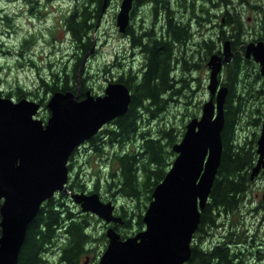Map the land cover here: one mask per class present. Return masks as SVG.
<instances>
[{
    "label": "trees",
    "instance_id": "obj_1",
    "mask_svg": "<svg viewBox=\"0 0 264 264\" xmlns=\"http://www.w3.org/2000/svg\"><path fill=\"white\" fill-rule=\"evenodd\" d=\"M246 2L249 3L250 0ZM103 4L104 0H93L92 3L86 0L82 5L76 3L63 14L62 23L82 52L74 63L64 65L60 71L52 72L50 80L41 79L45 87L44 92L52 94L56 90L77 91L78 69L80 68L82 77L83 56L91 48V32L96 26ZM252 6L254 7L253 4ZM259 9L263 11L264 5L260 4ZM227 13L224 23L227 29L222 30V35L229 31L228 37L239 40L245 33L243 29L246 30L245 21L243 22L237 14ZM171 17L166 21L167 31L163 38L143 43L147 59L139 71V79L130 81L128 77H122L131 88L128 109L110 120L87 140L90 148L96 152L98 158L106 160L109 168L107 172L98 173L93 184L94 190L98 191L100 181L103 180L107 182L109 189H113L115 201L118 197L126 200L116 208V212L124 218V222L116 227L122 237L145 226L143 214L153 197L155 186L164 178L172 164L176 155L173 145L181 139L186 126L184 124L182 128H178L173 123L166 122L158 125L156 131H152L150 127L145 128L142 120L146 117L159 118L168 109L170 102L178 101L185 90L191 89L190 78L185 76V73H191L200 67V61L189 63L174 59V42L186 38L187 34L183 26V33H177L176 22ZM257 37L264 40L263 19ZM233 43L236 45L235 41ZM236 47L238 48L237 45ZM178 62L180 63L177 64ZM223 72V80L229 90L224 104L221 161L209 199L201 209V219L194 233L191 256L184 264H242L240 252L232 243L237 242L239 245L242 239L244 240L241 235L243 231L231 229L227 230L222 240L211 242L208 239L213 235L211 228L224 223L223 214L235 215L239 212L254 179L251 178V170L258 158L257 143L264 116V84H259L262 75L257 63L239 51L230 63H225ZM2 92L0 90V93ZM32 93L22 86H17L14 95L11 92L4 95L21 98ZM84 95L85 87H81L80 96ZM185 95L188 96L187 93ZM254 98L257 101L253 103L251 99ZM39 101L45 105L47 103L44 97ZM48 115L49 113L45 114L44 119ZM192 115L196 116L197 113L193 111ZM247 125L249 127L246 128ZM250 126L254 128L250 129ZM240 129L244 130V135L240 136ZM110 145L119 148L109 153L105 148ZM75 153L76 150L69 158L71 173L68 187L86 191L89 187L86 179L81 180L78 172L73 176L71 170ZM1 203L2 198L0 205ZM68 204L66 194L62 192L43 202L38 213L28 224L16 264H51L47 253L53 247L59 248V260L63 264H83L84 255H89L90 252L95 255L97 251H102L103 245L106 247V232L100 237L103 242H99L98 249L95 246L99 238L91 228L95 215L81 210L75 211ZM258 204H261V207L257 206L255 209L260 208L264 224V197ZM134 227L137 230L130 231Z\"/></svg>",
    "mask_w": 264,
    "mask_h": 264
},
{
    "label": "water",
    "instance_id": "obj_2",
    "mask_svg": "<svg viewBox=\"0 0 264 264\" xmlns=\"http://www.w3.org/2000/svg\"><path fill=\"white\" fill-rule=\"evenodd\" d=\"M130 8V0H123L117 17L121 30L128 23ZM262 18L264 21V14ZM232 56L229 40L224 43V56L212 55L211 95L203 103L201 115L190 118L181 139L174 143L177 154L153 190L143 214L145 226L125 237L116 228L124 218L115 212V202L102 199L97 191L68 187V163L76 147L128 109L129 87L124 82H110L104 94L87 90L80 98L79 68L77 91H54L47 102L50 115L46 120L37 116L38 100L0 93V264L17 263L28 224L56 192L69 194L82 211L107 222L108 242L97 264H184L191 256L201 209L221 161L229 88L219 83L223 63ZM246 56L260 63L264 82V40L248 42ZM257 152L252 179L261 169L264 173V116Z\"/></svg>",
    "mask_w": 264,
    "mask_h": 264
},
{
    "label": "rangeland",
    "instance_id": "obj_3",
    "mask_svg": "<svg viewBox=\"0 0 264 264\" xmlns=\"http://www.w3.org/2000/svg\"><path fill=\"white\" fill-rule=\"evenodd\" d=\"M38 1L41 3H36L34 0H0V90L5 94L11 92L14 95L17 86H22L25 90L33 92L26 97L38 101L44 97L47 102L52 94L44 92L45 87L41 79L48 81L51 79L52 72L60 71L64 65L69 66L74 63L77 56L76 52L79 51L69 31L62 23L63 14L76 5V0ZM253 1L250 0L249 3L246 2L243 8L241 7L245 11L244 21L247 31L248 25H251L253 21L259 22L260 27L264 14V10L260 11L259 7L252 6ZM256 1L264 5V0ZM120 2L121 0H111L109 7H107L99 21L98 27L91 32V35L96 39L97 46L96 50L91 51L90 58L82 66L81 80L83 85H87L90 90L92 87L94 92H100L107 84L106 78L111 75L110 73L120 70L121 67L127 68L131 64L137 69L142 60L133 61L131 56L122 57L123 54L128 55L130 53V48H127L129 47L128 38L121 35L116 21ZM33 6L35 7L32 12L31 8ZM229 8H232L231 5ZM40 9L43 14L39 13ZM142 13L141 11L136 14L134 20L136 25L143 21L144 16ZM145 17L148 18V21H145L146 24L150 25L151 14L147 13ZM220 19L219 16L214 21L218 23L221 21ZM215 30L219 31L220 28L214 26ZM247 31L244 38L249 41L253 38V34ZM255 36L257 35L255 34ZM115 61H121L123 66L119 63H113ZM209 75L210 68L205 61L201 62L200 67L195 71L185 73V76L190 78L189 86L191 89L185 90L178 101L170 102L168 109L159 118L148 119L145 116L146 119L142 120L145 128L150 127L152 131H156L158 125L166 122L182 128L193 117V111L197 113L196 116H200L202 105L210 96L207 86ZM224 75L223 72L222 76L224 77ZM261 83H263L262 79L259 81V84ZM186 93L188 94L187 97ZM13 98L16 99L15 96ZM251 101L254 103L257 100L254 98ZM48 113L47 103L46 105L42 103L37 116L44 119L43 116ZM253 128V126H250V129ZM239 133L240 136L244 135V130L240 129ZM118 148V146L110 145L105 150L112 153ZM90 158L91 161H89ZM71 170L73 176L78 172L81 180L86 179L85 181L89 184L86 191H93V184L98 173L100 171L107 172L109 168L106 160L98 158L96 152L90 148L89 143H82L74 155V166ZM112 190L108 188L106 181H100L98 191L102 198L113 200L118 207L122 201L126 200L118 197L115 201ZM263 193L264 175L261 174L253 179L239 212L235 215L223 214L222 220L224 223L216 228H211L213 235L208 239L211 242L222 240L227 230L238 229L240 232L243 231L241 235L244 240L242 239L239 245L237 242L232 243L240 252L242 264H264V224L262 223L260 208L255 209L257 206L261 207V204L258 203L263 198ZM66 200L70 208L75 211L81 210L80 205L74 202L69 194H66ZM106 224L107 222L97 215L92 219L91 228L99 237L95 245L97 249L99 242H103L100 237L103 232H106ZM132 230L137 229L134 227L130 229V231ZM61 241L62 238L59 239V242ZM103 247L102 251H97L95 255L92 252L89 253L88 264H94L99 260L105 249ZM47 257L50 259L51 264H63L59 260L58 247L50 248ZM83 261H86V255L83 256Z\"/></svg>",
    "mask_w": 264,
    "mask_h": 264
},
{
    "label": "flooded vegetation",
    "instance_id": "obj_4",
    "mask_svg": "<svg viewBox=\"0 0 264 264\" xmlns=\"http://www.w3.org/2000/svg\"><path fill=\"white\" fill-rule=\"evenodd\" d=\"M36 3H41L38 0H34ZM47 1V0H46ZM86 0H77L76 3L82 5ZM93 0H90L92 3ZM123 0L120 2L119 11L121 9ZM131 2V8L129 9L128 13V23L125 26L124 30L120 29V26L118 25V28L120 30V33L122 36L127 37V41L130 48V53L123 54L122 57H129L131 56L133 61H136L138 59H142L140 61V66L136 69L134 68L133 64H131L129 67H121L120 70L116 72L110 73L111 75L106 78L107 84L100 90V92H94L91 87L92 92L95 94H103L105 92L106 86L110 82H126L122 80V77L129 78L131 80H138L139 79V71L142 70L144 66V62L147 59V55L145 53V46H143V43L150 41H156L160 38H163L165 35V29L166 21L171 17L176 22V31L177 33L182 32V26L184 27L185 34H187V37L184 39H178L176 42H174V52L173 56L174 59L185 60L190 62H204L207 63V66L210 68V74H211V66L209 65V61L212 57V55L217 54L219 56H224V43L226 40H229L230 42V48L233 52V56L231 61L234 58V55L236 52L239 51V53L246 56V45L250 41H256L260 38L257 36L260 33V27L259 22L253 21L251 25H248V31L247 29L243 31L245 32L242 34V36L238 39H233L228 37V32H225L224 35H222V30L227 29L226 25L224 26V23L226 21V15L229 13H235L238 17L242 19L244 22V14L245 11L242 10L244 5H246V0H130ZM111 3V0H104L103 7L101 11L99 12L98 21L96 23V26L93 28L92 32L95 30V28L98 27L99 21L101 17H103L105 10L107 7H109V4ZM231 5L232 8H229ZM254 7H259V2L253 1ZM35 6L31 8V11L33 12ZM242 7V8H241ZM241 8V9H240ZM40 9L39 13L43 14ZM118 11V12H119ZM143 12L142 15L144 16L142 18L143 21L139 25L135 24V17L136 14L139 12ZM145 11V12H144ZM118 12L116 14V21L118 17ZM147 13H150L152 18L150 21V25H147L146 22L148 21V18L145 17ZM220 16V20L218 23L214 21L215 18H218ZM250 19V16H249ZM146 21V22H145ZM214 26H218L220 28L219 31H214ZM247 32H251L253 34V38L249 41H246L244 38V35ZM183 33V32H182ZM255 34L257 36H255ZM93 36V35H92ZM182 37V36H180ZM182 40V41H181ZM236 42V45H234L233 42ZM96 39L93 36L92 39V45L89 50L84 54L83 61L88 60L91 55L92 50H96ZM214 48V50H213ZM76 55L78 56L79 53L82 52L81 48H77ZM237 49V50H236ZM76 56V57H77ZM118 58V57H117ZM230 61V62H231ZM224 61L223 63V69L225 63H230ZM113 63H119L123 66V63L120 61H115ZM178 62L177 64H179ZM178 67V66H176ZM223 75V72H222ZM210 79V75H209ZM220 85L225 84L223 81V76L220 78ZM128 86V84H126ZM208 86V84H207ZM85 87V95L88 89L87 85H83V83L80 81V87ZM129 87V86H128ZM130 92L131 88L129 87ZM218 90V89H217ZM210 92V90H209ZM217 93V92H216ZM216 93L213 95L216 96ZM84 95V96H85ZM211 95V92H210ZM80 96V98L84 97ZM86 142V141H85ZM84 142V143H85ZM80 147V146H79ZM78 148H76V152L78 151ZM262 171L258 176H260ZM257 176V177H258ZM95 191V190H93ZM264 197V193H263ZM117 213V212H116ZM90 256L86 255V260L89 261ZM99 261V260H98ZM94 262V264L98 263ZM88 264V262H87Z\"/></svg>",
    "mask_w": 264,
    "mask_h": 264
}]
</instances>
